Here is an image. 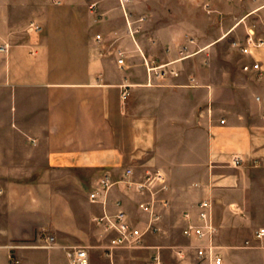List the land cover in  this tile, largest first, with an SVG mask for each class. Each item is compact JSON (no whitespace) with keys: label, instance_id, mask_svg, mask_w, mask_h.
I'll return each mask as SVG.
<instances>
[{"label":"crops","instance_id":"obj_1","mask_svg":"<svg viewBox=\"0 0 264 264\" xmlns=\"http://www.w3.org/2000/svg\"><path fill=\"white\" fill-rule=\"evenodd\" d=\"M203 1L216 10L130 0V19L145 17L133 38L119 0H0V43L11 44L0 51V264H67L66 247L109 239L96 215L121 207L150 220L139 208L150 199L157 226L182 229L210 199L223 264L227 251L234 264H247L244 253L264 264V46L241 54L230 42L245 36L247 15ZM111 42L126 49L125 68L102 53ZM144 56L166 74L150 77ZM156 170L166 188L137 190ZM104 174L115 183L92 202Z\"/></svg>","mask_w":264,"mask_h":264},{"label":"built area","instance_id":"obj_2","mask_svg":"<svg viewBox=\"0 0 264 264\" xmlns=\"http://www.w3.org/2000/svg\"><path fill=\"white\" fill-rule=\"evenodd\" d=\"M130 0H119L122 9L125 12L128 34L135 38V34L139 31L140 26L138 22L144 20L145 17H140L137 20H131L126 12L127 3ZM209 3H205V7H209ZM264 7V4H263ZM90 8L95 12L97 11V3L93 2ZM246 33L243 38H234L230 43L231 46L237 49L241 54H250L254 48H260L264 46V19L261 26L257 23H246ZM30 30L36 32L41 31V26L36 22L29 23ZM96 40L102 43L105 39L101 33L96 34ZM11 47L10 42L3 41L0 43V51L8 52ZM139 48V47H138ZM34 53V50L30 51ZM102 53L113 54L116 57V62L119 68H125L127 66V51L120 46H115L114 42L107 45L106 50ZM145 65L148 75L155 76L157 78L166 74L165 64L157 63L155 60L145 57ZM251 68L260 69L261 66L258 62H255L252 66L245 64L244 70H250ZM122 96L128 95V84L122 85ZM225 122L224 119L221 120ZM234 165H240L243 162L241 156H234L232 158ZM131 169L127 170V174H130ZM115 182L112 180L109 174L101 176L93 191L90 192V200L92 202H105L107 194ZM161 185L162 188H166V178L164 174L156 170L154 172H147L145 180L136 183V188L139 191H148L153 193L154 189ZM120 206V202L117 201ZM139 208L150 215V220L142 229L138 227L129 217L127 212L123 208H119L117 211L111 213L104 211L102 214L96 215L94 221L97 225L109 235V242L106 246V254L111 255L112 249L119 246H138L147 232H155L158 230L156 221L159 219V215L155 211L154 199L144 200L139 203ZM186 224L182 229V234L190 242L187 249H193V257L189 255L186 248L179 247L176 249L178 258L182 260H188L190 264H223L224 258L220 250V247L216 244L215 233L216 227L213 219V202L210 199H202L197 203V212L194 216L190 212L184 214ZM264 234V229H260L257 232L258 236ZM41 239L43 236H39ZM44 246L50 247L54 245V236H45ZM66 254L69 259V264H90V253L88 246L85 245H72L66 247ZM16 262H19L16 259ZM148 264H164L161 251H156L149 258Z\"/></svg>","mask_w":264,"mask_h":264},{"label":"rangeland","instance_id":"obj_3","mask_svg":"<svg viewBox=\"0 0 264 264\" xmlns=\"http://www.w3.org/2000/svg\"><path fill=\"white\" fill-rule=\"evenodd\" d=\"M198 2V5L201 7L205 5L204 1L202 3L201 0H198ZM212 2L214 1L212 0ZM227 2L233 7L236 5L240 6L238 12L243 11L242 13L247 15V18L242 22L243 26L245 24L244 22L257 23L258 26L262 25L264 19V0H227ZM250 2H252L251 5ZM250 7H256L258 9L255 11V13L250 14L248 12ZM208 8V10L211 11L216 10L213 7V9L210 8V6ZM217 10H219V8H217ZM133 220L134 223L142 229H145V225L149 221L147 217L145 218L138 216H134ZM243 238H245V236ZM108 240V238L98 241L96 240L92 244L95 247L92 248V246H88L91 259L90 264H148L149 258L156 251H161L164 264H187V259L182 260L178 258L176 254V249L179 247L186 248L189 255H192L193 257V249H187V246L190 244V242L183 236L182 227L178 224V221L168 223L167 225H165L163 222L159 223L158 230L155 232L145 233L138 246L114 247L112 249L111 255L106 254L105 248L108 245ZM216 242L220 245L219 239H217ZM245 244H249V241H245ZM75 245L87 246L88 244L76 243ZM225 255L233 260V262L229 264H234L235 254L227 251ZM255 255V259L258 258V255ZM243 258L246 260L247 264H250L251 254L244 253ZM62 259L68 264V259L66 256H62Z\"/></svg>","mask_w":264,"mask_h":264}]
</instances>
